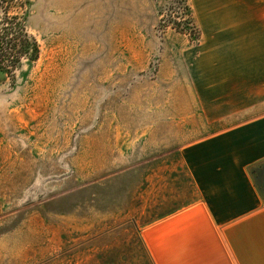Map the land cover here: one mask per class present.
<instances>
[{
	"label": "rangeland",
	"instance_id": "obj_1",
	"mask_svg": "<svg viewBox=\"0 0 264 264\" xmlns=\"http://www.w3.org/2000/svg\"><path fill=\"white\" fill-rule=\"evenodd\" d=\"M25 1L40 52L0 66V264H152L141 230L191 199L180 148L210 129L194 0Z\"/></svg>",
	"mask_w": 264,
	"mask_h": 264
},
{
	"label": "crops",
	"instance_id": "obj_2",
	"mask_svg": "<svg viewBox=\"0 0 264 264\" xmlns=\"http://www.w3.org/2000/svg\"><path fill=\"white\" fill-rule=\"evenodd\" d=\"M201 124L183 144L191 199L146 225L152 264H264V0H194ZM189 73V76H190Z\"/></svg>",
	"mask_w": 264,
	"mask_h": 264
},
{
	"label": "trees",
	"instance_id": "obj_3",
	"mask_svg": "<svg viewBox=\"0 0 264 264\" xmlns=\"http://www.w3.org/2000/svg\"><path fill=\"white\" fill-rule=\"evenodd\" d=\"M12 1L2 0L7 5L4 14L0 17L2 20L0 23V66L5 71L17 67L22 59L29 55L31 59L38 58L40 52L39 44L35 37L27 31L24 20L19 21L18 15L10 14L9 7ZM27 2L26 0L25 4ZM0 4L2 3L0 2ZM190 20L196 28L193 20Z\"/></svg>",
	"mask_w": 264,
	"mask_h": 264
}]
</instances>
